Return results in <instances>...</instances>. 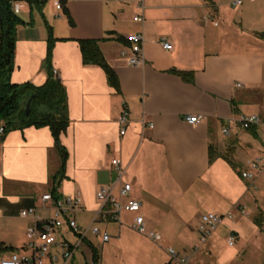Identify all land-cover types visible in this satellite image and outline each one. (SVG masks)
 Returning a JSON list of instances; mask_svg holds the SVG:
<instances>
[{
  "label": "crops",
  "instance_id": "crops-1",
  "mask_svg": "<svg viewBox=\"0 0 264 264\" xmlns=\"http://www.w3.org/2000/svg\"><path fill=\"white\" fill-rule=\"evenodd\" d=\"M234 1L64 0L56 9L52 0H45L40 10L25 1L12 4L23 23L16 26L11 82L41 86L49 73L47 25L54 39L50 66L64 86L68 117L60 135L68 156L55 192L59 198L80 196L68 217L85 231L78 240L64 224L56 234L77 244L73 257L84 245L91 264L86 242L97 249L107 242L102 241L105 232L108 241L115 238L119 252L130 251V264H171L170 256L157 258L151 244L166 251L174 242L180 248L177 255L187 257L186 264H206L201 256L216 254L220 238L226 243L230 232L236 242L244 226L253 233L263 231L264 177L258 173L248 180L241 172L260 170L248 166L250 154L259 157V167L264 163V38L259 35L264 33V0H240L238 5ZM136 15L143 20L134 21ZM129 34L142 37V61L136 65L128 64ZM100 38H107L98 48L116 74L118 91L101 67L82 63L78 40ZM162 40L171 48L164 49ZM190 114L204 119L189 124L185 117ZM250 115H257L259 122L241 127L237 119ZM225 126L228 135L221 133ZM114 157L122 167L121 182L131 184L129 197L140 203L146 229L159 233L160 242L131 228L134 213L94 219L100 206L98 190L117 187L119 173L110 162ZM59 164L47 126L4 131L0 243L11 249L0 258L32 255L25 236L32 218L24 219L19 212L35 207L38 214L51 215L50 208L40 206V197L50 193ZM242 208L248 212L247 222L240 220L247 216L240 213ZM204 213H231L232 219L225 217L194 250ZM109 224L116 226L111 233ZM91 225L99 234L88 229ZM51 255L56 259L47 256L43 264H71L73 259L64 263L55 248Z\"/></svg>",
  "mask_w": 264,
  "mask_h": 264
},
{
  "label": "built area",
  "instance_id": "built-area-1",
  "mask_svg": "<svg viewBox=\"0 0 264 264\" xmlns=\"http://www.w3.org/2000/svg\"><path fill=\"white\" fill-rule=\"evenodd\" d=\"M64 0H52L53 5L56 9H61L62 2ZM240 4V0H235L233 5ZM16 14L17 7L12 8ZM133 20L140 22L143 20L142 16L136 15ZM141 35L139 34H129L126 36V40L130 43L131 54L128 56V64L136 65L142 61L140 54L141 51ZM161 45L164 49H170L171 46L168 42L162 40ZM55 73V71H54ZM239 86V84H238ZM204 117L200 114H190L185 117V120L189 124H196L203 120ZM119 122L121 124L120 134L125 133L124 125L126 123V112L123 111L119 117ZM237 122L243 128H248L253 124L259 122L257 115L242 116L237 119ZM151 127V124L149 125ZM223 135L229 134V128L227 126L221 129ZM4 134V128L0 127V140ZM111 165L118 171L119 177L117 180V187L101 188L96 193L97 200L100 203L99 209L95 214V218H112L117 219L122 211H127L134 213L131 228L136 232L147 236L150 240L154 242H160L162 237L159 233L147 230L144 216L139 213L140 203L136 199L130 198L129 193L131 191V184L126 182H121L122 167L120 160L116 157L111 159ZM260 166V159L256 158L249 163V167L252 170L258 169ZM241 176L244 179L251 180L254 177L252 171L245 170L241 172ZM81 198L78 194L73 197L65 198H53L51 193H45L40 197L41 207L43 209L50 208L52 210L51 215L45 216L43 214H38L35 207H26L20 210L19 216L22 218H32V224L25 229V236L28 240L27 246L32 250V255L22 256L16 253L10 254L8 257H1L0 264H43L45 257L51 256L54 260L55 255H51V250L55 248L61 260L66 263L69 262L73 253L76 249L77 244H72L65 239L57 238V231L62 225H66L74 234L77 235L78 240H81L85 234L75 222L74 219L68 217V212L75 209L80 204ZM242 215H246L247 211L243 208L239 210ZM232 219L231 213H226L223 215L215 213H204L200 216L198 223V233L199 237L194 244V250H198L201 244H203L222 224L224 218ZM88 229L94 233L99 234V229L91 225ZM109 235L107 233H102V241H108ZM228 246H233L235 243V236L233 233H229L226 239ZM168 255L171 259L175 260L179 264H186L187 257H179L177 253L172 248L166 249Z\"/></svg>",
  "mask_w": 264,
  "mask_h": 264
},
{
  "label": "trees",
  "instance_id": "trees-1",
  "mask_svg": "<svg viewBox=\"0 0 264 264\" xmlns=\"http://www.w3.org/2000/svg\"><path fill=\"white\" fill-rule=\"evenodd\" d=\"M16 1H25L30 7H35L38 10L45 2V0H0V121L3 123L4 131L27 126H47L50 129L54 139V147L60 159L59 168L52 177L53 185L50 191L53 198L57 199L59 197L55 192L56 187L64 177V168L68 156L60 141V135L68 126L66 93L60 78L50 66L54 39L51 27L48 25L46 26L48 47L45 62L49 68V73L46 81L41 86H33L26 82L17 84L10 81L14 60L16 26L23 23V20L12 9V4ZM69 23H72L71 19H69ZM259 35L264 38V33ZM106 39L78 40L82 63L101 67L106 74L108 83L118 91L116 74L98 48V42ZM180 73L183 76L187 75ZM29 99H31L29 109L27 114H24ZM86 243L91 251V264H99L98 250L91 243ZM7 249L11 248L0 243V253Z\"/></svg>",
  "mask_w": 264,
  "mask_h": 264
},
{
  "label": "rangeland",
  "instance_id": "rangeland-1",
  "mask_svg": "<svg viewBox=\"0 0 264 264\" xmlns=\"http://www.w3.org/2000/svg\"><path fill=\"white\" fill-rule=\"evenodd\" d=\"M250 155H248L247 164H249L251 161H253L256 158H259L258 156H252L253 158H250ZM259 169L260 170L257 171L256 174L253 173L254 174L253 179L256 177V175L257 176L260 175V177L262 176L264 177V163L261 167H259ZM263 207L264 205L262 206V208ZM246 215L247 216H243L244 218H240V220L244 221L245 219V221L247 222V220H249L248 212ZM263 215H262V220H264ZM249 222L251 223V221ZM114 227H116L114 224H109L107 226L108 232L111 233ZM251 231L252 229L249 228L248 225L244 226L243 234H239L240 240L239 241L237 240L234 246L227 247V245H225L226 243L220 238V241L217 243V247L215 249L217 250L216 254H211V255L207 254L206 256L205 255L201 256L203 262H205L206 264H214L218 259V264H264V221H263V231L257 230L256 233H253ZM223 233L224 230L220 228L218 230V235L222 236ZM240 241L242 242L241 244ZM94 242L96 243L95 239ZM117 245L118 243L116 242L114 237L111 238L109 241L105 242L104 244L99 243L98 245H96L99 255H101V262L103 261L102 264H130V259L132 258L133 255L129 254L130 251H124L123 249L121 252H119V250L117 249ZM151 246L155 249L157 258L169 260V255L165 250L157 247L156 245H155L156 247L153 246L152 244ZM170 248H172L176 252L180 251V248L176 242L172 243L170 245ZM233 253L235 254L232 256L231 254ZM188 255L189 253L187 254V256ZM173 262H175V260H172L171 264H179L178 262L176 263ZM71 264H90V252L87 249V247L81 245L78 248L73 259L71 260ZM132 264H140V263H138V261L136 260L132 262Z\"/></svg>",
  "mask_w": 264,
  "mask_h": 264
},
{
  "label": "water",
  "instance_id": "water-1",
  "mask_svg": "<svg viewBox=\"0 0 264 264\" xmlns=\"http://www.w3.org/2000/svg\"><path fill=\"white\" fill-rule=\"evenodd\" d=\"M30 100L31 99H29L28 102H27V104H26V107H25V110H24V114H27V112H28Z\"/></svg>",
  "mask_w": 264,
  "mask_h": 264
},
{
  "label": "bare ground",
  "instance_id": "bare-ground-1",
  "mask_svg": "<svg viewBox=\"0 0 264 264\" xmlns=\"http://www.w3.org/2000/svg\"><path fill=\"white\" fill-rule=\"evenodd\" d=\"M3 127V126H2Z\"/></svg>",
  "mask_w": 264,
  "mask_h": 264
}]
</instances>
